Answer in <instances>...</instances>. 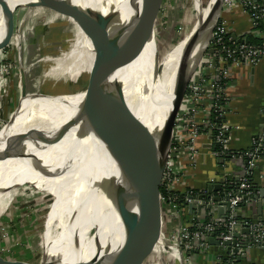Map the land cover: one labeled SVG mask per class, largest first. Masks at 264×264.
Returning a JSON list of instances; mask_svg holds the SVG:
<instances>
[{
    "label": "bare ground",
    "instance_id": "obj_1",
    "mask_svg": "<svg viewBox=\"0 0 264 264\" xmlns=\"http://www.w3.org/2000/svg\"><path fill=\"white\" fill-rule=\"evenodd\" d=\"M76 1L102 13L113 7L125 9L122 4L124 0ZM192 1L198 3L199 20L203 19L204 22L198 32L191 37L187 36L181 44L172 49L159 66L153 52L155 45L151 43L149 50L146 49L144 54L143 59L146 60L142 61L138 73L135 74L137 83L145 82L147 78L150 79L153 70L151 66L148 76V61L152 65L154 63L155 72L161 71L162 89L169 95L171 101L177 99L176 96L183 82L206 51L211 31L216 23L217 13L214 7L217 0H209L210 7L204 5L202 0ZM151 6L152 3L149 2L142 14L146 32L150 36L154 29L150 19V14L153 18ZM1 23L2 19L0 31L5 26V24L1 26ZM89 25L93 26L84 18L78 17L76 39L73 38L75 43L67 55L77 48L81 38H87L85 29ZM93 28L97 31L94 26ZM90 39L87 38L86 43L83 44L86 45L87 53L91 48L92 40ZM92 48L94 49V45ZM80 53L83 54V51ZM64 59L53 61L55 64L48 71L47 77L52 79L70 77L74 64L68 62L65 65ZM108 70L113 72L108 81L101 87L86 93L83 91L72 95L39 97L28 100L26 103L22 102L10 134L38 135L59 140L57 143L38 140L42 149L37 150L27 146L25 150L46 161L58 162V165L70 161L80 164L83 168L96 166L106 146L117 143L119 146L112 149L105 161V166L113 169L123 166L134 155L137 134L140 131L150 132L152 122L142 103L136 98L133 87L129 86V79L122 76L116 64H109ZM124 115L126 116L123 117ZM69 146L71 150L67 151ZM26 165L21 159H0V203L8 190L23 183L28 176L36 174L23 172L29 168ZM81 179L79 178L80 181ZM78 184V181L74 179L66 181L64 176V181L56 193L54 211L49 221L53 237L48 242L43 263L92 264L95 246L113 211L115 198L83 188ZM152 208H157L156 202H153ZM140 223L151 228L155 226L151 211L145 210L136 227L140 226ZM92 231L94 235H91ZM158 237V240L163 239L161 233Z\"/></svg>",
    "mask_w": 264,
    "mask_h": 264
},
{
    "label": "water",
    "instance_id": "obj_2",
    "mask_svg": "<svg viewBox=\"0 0 264 264\" xmlns=\"http://www.w3.org/2000/svg\"><path fill=\"white\" fill-rule=\"evenodd\" d=\"M149 2L152 3L153 19L151 24L152 28H154L155 14L153 0H124L122 4L125 6V9L113 7L104 13L95 11L76 0H0V12H6L7 14L4 26L7 38L0 44V50L8 42L13 26L14 14L20 9L50 8L70 13L75 16L77 24L78 17H82L97 29L96 31L93 26L89 25L85 29V33L87 34V30L92 28V30H95L99 34L106 46L107 53L98 52L96 49L97 53L104 54L107 62L111 65L116 64L122 76L129 79V86L133 87L136 98L142 103L143 108L151 118V131H140L135 138V150L132 159L116 169L107 168L105 161L112 149L119 146L117 143L107 145L98 164L87 168H83L80 164L70 161L58 165V162L46 161L37 157L34 153L28 152L25 150L27 146H31L37 150L42 149L38 140L53 143H57L59 140L39 137L38 135L10 134V129L20 112V106L17 107L9 121L0 129V159L24 160L27 164L26 167H29L27 171H23L25 173L65 175L66 181L69 179L77 180L78 185H81L83 188L115 198L113 211L95 246L92 264H142L158 242V235L162 234L161 180L173 144V130L176 117L187 86L200 60L208 49L214 29L211 31L206 51L201 55L199 62L183 82L179 94L176 96L177 99L171 101L169 95L162 89L160 81L161 71L155 72L153 61L152 65L147 59L148 76L151 66H153L150 79L147 78L145 82L138 83L135 80V74L138 73L142 61L146 60L143 59L146 49L149 50L151 43H154L156 47L154 29L152 35H148L142 20V14L148 7ZM223 2L224 0L216 1L214 7L217 13L215 25L221 17ZM203 23V19L197 22L190 32V37L198 32ZM208 52L212 53L211 50H208ZM102 62L104 68L102 73L98 74L100 78H104L110 72L106 68L105 61L102 60ZM97 77L95 78V82ZM25 95L26 88L22 75L21 99L25 98ZM79 178H82L81 181ZM230 183H238V178L233 179ZM229 188L227 189L229 190ZM203 190L206 192L202 195V199L210 202V204L202 206V209L201 207L196 208L197 212L200 213L201 210L208 211L217 217L225 219L230 208L227 197L222 198L220 195V193L223 194L225 192L223 185L220 182L214 184L206 183ZM217 192L219 193L218 197H212ZM250 201L251 206L257 203L258 210L257 215L252 219H261L262 209L264 208V184L253 189V196ZM153 202L157 203V208H152ZM193 208L194 203H189L187 206L188 214H192ZM145 210L151 211L155 219V226L153 228L146 225L136 227ZM242 233L248 234V231L245 230ZM213 237L214 235H211L209 239L211 246L220 251L231 248V243H224L223 246H220V243ZM237 237L238 235H235V238ZM164 243L166 244L165 241ZM245 259L246 256L237 257V262L240 263ZM8 264L28 263L11 262ZM41 264L49 263L42 262Z\"/></svg>",
    "mask_w": 264,
    "mask_h": 264
},
{
    "label": "built area",
    "instance_id": "obj_3",
    "mask_svg": "<svg viewBox=\"0 0 264 264\" xmlns=\"http://www.w3.org/2000/svg\"><path fill=\"white\" fill-rule=\"evenodd\" d=\"M235 11L246 17L249 24V29L240 35L232 32L225 19V16ZM262 59L264 0H224L222 14L213 29L208 49L179 107L173 144L161 180L160 188L165 191V195L160 194V204L166 208V219L170 224L167 235L162 233L163 239L160 242L158 240L155 247L177 257L180 264H191L192 256L201 253H213L214 264H238L237 257L246 256L248 259L252 250H264V220L243 219L240 215L242 208L250 206L253 196L248 177L254 175L258 163L264 158V122L261 132L252 138L249 147L237 151L230 148V142L233 131L238 127L231 126L226 120L229 105L227 85L232 70L244 66L256 67ZM9 68L4 64V58H1L0 95L5 93L7 80L4 75ZM203 136L208 137L211 156L217 160L218 170L222 173L221 178L216 177V174L206 183L220 182L223 185L225 192L220 195L222 198L227 197L230 208L225 219L208 211L203 215L202 210L197 212L196 208L202 209V206L210 204L202 199L206 192L202 187L196 195L185 192L184 187L194 180V173L200 166L199 145ZM235 161L243 164L244 174L238 178V183L231 184L233 178L229 174V165ZM177 190L185 195L183 203L176 195ZM189 203H194L191 215L186 212ZM245 230L248 234L242 233ZM211 235H214L220 246L231 243V248L220 251L211 246ZM235 235L238 237L235 238ZM153 262L158 264L157 259Z\"/></svg>",
    "mask_w": 264,
    "mask_h": 264
},
{
    "label": "rangeland",
    "instance_id": "obj_4",
    "mask_svg": "<svg viewBox=\"0 0 264 264\" xmlns=\"http://www.w3.org/2000/svg\"><path fill=\"white\" fill-rule=\"evenodd\" d=\"M202 2L208 7L211 5L209 0ZM153 4L156 41L153 52L159 66L162 59L190 35L199 21L200 8L198 3L192 0H153ZM18 11L14 14L15 20L8 42L0 50V60L4 58V64L10 66L4 75V79L7 80L5 93L0 95L2 99L10 97V105L4 104L0 98V107L3 104L4 109L0 114H5V119L2 117L0 119V129L22 102L26 103L39 97L72 95L83 91L86 93L104 85L113 73L111 70L112 73H108L109 75L103 79L98 75L104 68L102 60L105 61L107 69L109 63L104 54L97 53V51L107 53V49L99 34L92 28L87 30L86 35L88 39L91 38L90 41L92 40L89 52L85 51L86 45H83L87 38H81L79 47L67 55L76 39L77 21L73 14L50 8H23ZM6 16V13H1V26L5 24ZM150 19L151 21L153 19L151 14ZM3 34L4 37L1 36ZM6 38L3 29L0 31V44ZM65 55L67 56L64 57ZM63 59L65 65L68 62L74 64L70 77L65 76L64 79L47 77L48 71L55 64L53 61ZM22 75L26 88L23 99H21ZM96 76L98 77L95 82ZM4 106L10 108L5 109ZM70 147L67 151L71 150ZM64 176L36 173L8 190L0 203V264L42 263L48 242L53 237L49 221L54 211L56 193L64 181ZM166 216V208L161 207V232L165 236L170 224ZM94 234L92 231L91 235Z\"/></svg>",
    "mask_w": 264,
    "mask_h": 264
},
{
    "label": "crops",
    "instance_id": "obj_5",
    "mask_svg": "<svg viewBox=\"0 0 264 264\" xmlns=\"http://www.w3.org/2000/svg\"><path fill=\"white\" fill-rule=\"evenodd\" d=\"M225 19L228 21L231 30L235 35H240L242 32L249 29L247 18L241 15L240 12L235 11L231 13V15L225 16ZM1 36L4 37L5 35L3 34ZM227 87V92L229 94V105L226 120L231 126L233 125L238 127L237 130L233 131L230 148L237 151H242L249 147L252 138L259 135L263 127L264 59H262L260 63L253 68L244 66L233 69L232 76ZM1 100L4 104L10 105V97L6 96V98H1ZM1 106L2 107H0V111H4L3 104ZM9 108L10 106L5 109ZM1 117L5 119V114L1 113L0 119H2ZM208 141L209 139L207 136H203L200 140L199 148L201 156L198 159L200 166L198 171L194 173L195 178L193 180V184H196L197 186L202 185L201 187H204L208 179L216 176V174V177L218 178H221L220 175L222 174L218 170L219 165L217 160L211 156ZM229 174L233 179L242 177L244 174L243 164L240 161L230 163ZM255 175L257 177V181L260 183V186H263L264 158L258 163ZM218 195L219 193L217 192L214 193L212 197H218ZM255 205L253 204V206L250 205L248 208H242L240 211L241 217L243 219H251L257 215V203H255ZM203 213H205V211L202 210V215ZM261 220H264V208L262 209ZM249 254L250 255L248 256V259H245V264H264V250L254 249ZM156 259L158 264H180V262L177 260V257L171 255L170 253H165L155 246L142 264H153V261ZM214 260L215 257L213 256V253H201L199 255L192 256L191 264H214Z\"/></svg>",
    "mask_w": 264,
    "mask_h": 264
},
{
    "label": "trees",
    "instance_id": "obj_6",
    "mask_svg": "<svg viewBox=\"0 0 264 264\" xmlns=\"http://www.w3.org/2000/svg\"><path fill=\"white\" fill-rule=\"evenodd\" d=\"M196 175H197V173H196ZM256 178L257 177H256L255 173H254V175L252 177H248V181H249V184L251 186L252 191H253V189L260 187V183L257 181ZM193 183H194L193 181L192 182H188L186 187H184V188H185V192L190 191L194 195H196V194L199 193V190L201 189L202 185L197 186L196 184H193ZM184 188L182 190H184ZM202 189H203V187H202ZM160 194L161 195H165V191L162 188H160ZM176 195H177L179 201H181V203H183L185 195L183 193H181V191H179V190L176 191ZM238 264H245V260H242Z\"/></svg>",
    "mask_w": 264,
    "mask_h": 264
}]
</instances>
